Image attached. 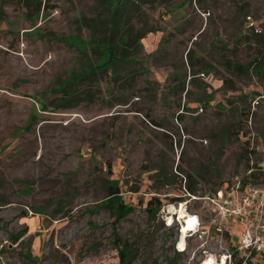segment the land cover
Segmentation results:
<instances>
[{
  "label": "rangeland",
  "instance_id": "1",
  "mask_svg": "<svg viewBox=\"0 0 264 264\" xmlns=\"http://www.w3.org/2000/svg\"><path fill=\"white\" fill-rule=\"evenodd\" d=\"M202 5L145 0L124 13L123 27H158L164 39L147 34L114 80L89 77L91 20L108 19L97 0H0V264H221L233 254L240 222L218 232L204 198L264 173V76L240 70L257 53L264 0ZM189 51L199 85L187 96L170 76ZM111 183L124 212L105 205ZM193 184L201 199L188 195ZM188 215L202 238H185ZM249 260L264 264V251Z\"/></svg>",
  "mask_w": 264,
  "mask_h": 264
},
{
  "label": "trees",
  "instance_id": "2",
  "mask_svg": "<svg viewBox=\"0 0 264 264\" xmlns=\"http://www.w3.org/2000/svg\"><path fill=\"white\" fill-rule=\"evenodd\" d=\"M99 5L104 6V9L108 12V19H101L94 21L91 20L92 28H93V39L90 41L89 46L94 47V55L98 57L97 64L93 65L89 68V77L93 75L105 73L107 70L111 71L112 78L116 80L121 71H129L127 67L131 64L137 63L139 60L137 58V54L139 52V47H143L141 40L146 37V35L150 33H163L158 27H153L151 29H145L144 31L135 32L134 23L129 21V26L123 27L121 22L126 16L124 13H129L128 10L130 8L134 13H136L140 9V3L145 0H97ZM158 0H153V2ZM164 1V0H161ZM208 0H182V4L185 5L187 3L199 4L203 10H205L202 3H206ZM160 4V3H159ZM123 30L122 36H119V32L117 31ZM252 42L256 48L257 53L254 55V60L248 66H240L241 71H249L253 69L258 74H262L264 76V29L255 30L252 32ZM163 39H161L160 44H163ZM138 46V47H137ZM136 49V50H135ZM187 62L182 61L180 66L177 67L176 74H173V80L177 83L174 87L176 92L185 93L187 96L189 94V90H187V86H192L194 88H198L199 83L196 80V72H192V68L194 69L192 58L193 55H190V51L188 53ZM191 69V74L189 75L190 81L188 82V72ZM207 69V67H204ZM86 76V74H84ZM84 76L80 77V80L84 78ZM77 78L71 77L67 84L64 87L68 86L71 83H75ZM204 88L207 87V84L201 83ZM200 84V86H201ZM65 89V88H64ZM68 98L65 99L64 102L67 103ZM199 102H203V99H198ZM46 108V106H44ZM64 107V106H59ZM185 109H189L184 107ZM181 118V116H180ZM264 176V173L257 174L255 172H251L244 180L240 182V187L244 188L248 185L257 186L260 184V177ZM195 184L188 185V193L191 195L196 194ZM106 207H117V209L121 212L126 210L127 204L125 203L122 192L118 185L110 184L109 186V194L108 199L105 202ZM162 202L158 198H154L147 203V211L152 216H156L158 211L162 208ZM1 210V209H0ZM178 255H182L180 252ZM177 261L176 258L171 260L168 264H175ZM243 259L241 258L242 263ZM251 260H249L248 264ZM239 264V263H238Z\"/></svg>",
  "mask_w": 264,
  "mask_h": 264
},
{
  "label": "built area",
  "instance_id": "3",
  "mask_svg": "<svg viewBox=\"0 0 264 264\" xmlns=\"http://www.w3.org/2000/svg\"><path fill=\"white\" fill-rule=\"evenodd\" d=\"M188 195L196 200L201 199L190 193ZM204 200L211 206L214 214L211 225H214L218 232L223 233V226L235 220H238L242 227L240 238L234 245L233 254H224L220 260L221 264L232 262L233 255L248 261L252 256L263 253L264 188L248 185L244 188L239 186L220 189L214 195L205 197ZM184 223L190 224L192 228L185 238L197 235L202 238L208 232L202 227L197 215H188ZM177 247L178 251L183 253L187 244L183 241V244L180 242Z\"/></svg>",
  "mask_w": 264,
  "mask_h": 264
},
{
  "label": "crops",
  "instance_id": "4",
  "mask_svg": "<svg viewBox=\"0 0 264 264\" xmlns=\"http://www.w3.org/2000/svg\"><path fill=\"white\" fill-rule=\"evenodd\" d=\"M150 35H155V41H157L158 43L162 39L161 33H150L148 36H150Z\"/></svg>",
  "mask_w": 264,
  "mask_h": 264
},
{
  "label": "bare ground",
  "instance_id": "5",
  "mask_svg": "<svg viewBox=\"0 0 264 264\" xmlns=\"http://www.w3.org/2000/svg\"><path fill=\"white\" fill-rule=\"evenodd\" d=\"M172 211H174V210H172ZM171 211V212H172ZM176 211V210H175ZM168 212V211H167ZM170 213V212H169ZM175 214V213H174ZM186 228H187V231L189 230V231H192V228H191V225L190 224H188V225H186ZM210 262H207L208 264H212L213 263V261L212 260H209ZM204 264H206V262L204 263ZM214 264V263H213Z\"/></svg>",
  "mask_w": 264,
  "mask_h": 264
}]
</instances>
